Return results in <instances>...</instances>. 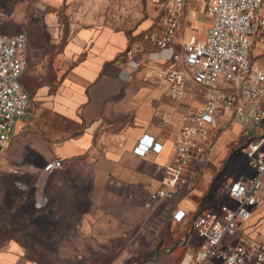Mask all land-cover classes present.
I'll list each match as a JSON object with an SVG mask.
<instances>
[{
  "label": "crops",
  "instance_id": "obj_1",
  "mask_svg": "<svg viewBox=\"0 0 264 264\" xmlns=\"http://www.w3.org/2000/svg\"><path fill=\"white\" fill-rule=\"evenodd\" d=\"M37 1L39 10L46 11L44 17L56 44L63 39L55 56V79L33 86L34 107L17 121L5 150L28 145L44 163L61 158L63 165L43 179L34 197L20 198V203L35 206L33 210L24 207V213L34 214L23 220L22 232L65 236L57 249L37 248L71 252L78 260L88 252L120 248L117 239L133 235L132 242L136 231L149 244L144 249L156 253L143 262L117 258L111 264H171L193 253L203 240L194 229L195 217L204 209L220 212L222 204L234 205L231 184L256 174L242 146L264 130V120L248 132L230 111L221 113L211 129L214 142L206 162H190L187 181L172 196L152 200L151 194L163 186L167 165L175 160L174 142L182 132L183 114L203 105L207 96L206 89L188 79L184 97H171L168 81L158 72L172 61H151L148 50L157 49L154 43L148 42L146 50L134 55L127 53L133 43L142 41L145 31L163 30L165 0H147L146 5L143 0ZM192 3L204 10L199 1H190L183 19L187 11L195 13ZM208 24L203 38L211 25L209 17ZM188 30L183 33L181 24L172 41L176 49L191 35L198 36ZM260 54H264V43L257 42L251 56L264 65ZM137 62L139 67L133 71ZM260 105L264 107V101ZM63 120L75 129L65 134ZM145 134L162 143L160 151L150 149L146 155L134 151ZM40 167L33 160L24 168L40 176ZM46 203L54 206L44 208ZM178 209L185 210L182 220L174 217ZM242 230L264 241V203L253 207ZM14 235L0 243V264H80L78 260L64 263L32 255Z\"/></svg>",
  "mask_w": 264,
  "mask_h": 264
},
{
  "label": "built area",
  "instance_id": "obj_2",
  "mask_svg": "<svg viewBox=\"0 0 264 264\" xmlns=\"http://www.w3.org/2000/svg\"><path fill=\"white\" fill-rule=\"evenodd\" d=\"M194 0H165L163 30L151 29L142 34V41L127 49L129 55L149 48L150 60L168 59L172 64L161 67L158 75L169 83L168 94L181 100L188 79L206 89V101L200 107L183 114L182 132L174 142L175 160L167 165L163 186L151 194L152 200L172 196L175 189L187 181L185 171L192 161L206 162L214 139L211 129L218 124V116L230 111L248 132L264 120V65L253 60L251 51L257 42L264 43V0H197L211 20L205 38L191 35L180 49L172 45L183 20L188 2ZM9 13L0 6V176L3 152L17 121L29 109L31 97L22 82L27 67L28 36L24 30H1ZM73 32V26L70 28ZM157 61V60H156ZM156 67L157 64H149ZM137 62L133 71L137 70ZM264 130L242 146L248 162L256 174L234 181L229 195L234 205L224 203L220 212L204 209L193 225L203 238L191 254H185L171 264H264V241L245 233L244 222L252 216V209L264 203ZM162 143L145 134L134 151L146 155L150 149L160 151ZM63 160L47 161L40 176L45 177ZM185 210L174 213L182 220Z\"/></svg>",
  "mask_w": 264,
  "mask_h": 264
},
{
  "label": "rangeland",
  "instance_id": "obj_3",
  "mask_svg": "<svg viewBox=\"0 0 264 264\" xmlns=\"http://www.w3.org/2000/svg\"><path fill=\"white\" fill-rule=\"evenodd\" d=\"M142 3L146 5L147 0H143ZM0 6L10 13L8 21L1 30L9 32L24 30L27 33V67L23 74V82L32 95V88L34 85L44 80L53 81L55 79V56L61 48L63 39L56 44L53 30L50 29L49 23L44 17L46 11L39 10L41 5L37 0H0ZM191 9L194 10L195 13L191 11L186 12V17L183 19L182 23L183 33L185 30L189 29L188 31L191 32V30H193L199 37L203 38L206 33L205 29L210 24H208L206 12L196 3H192ZM158 12L160 13L161 11ZM63 16L61 20L65 22ZM127 19L130 20L129 17H127ZM65 23L67 27L68 22ZM66 27L65 30H67ZM260 57L264 60V54H260ZM33 104L31 100L29 112L32 111L34 107ZM25 119L26 118H24V120ZM62 124L65 134L75 129V126L66 120H63ZM27 146H23L22 149L13 147L11 151H9L10 146H8L3 154V169L0 176V243L9 239L12 233L17 234L14 235L16 236L15 238L24 242L32 255L51 261L58 259L60 262L62 261L64 263L68 261L75 262L78 260L77 256L71 252H51L52 250L50 252H45L37 248V246H47L52 249H57L60 243L66 238L65 236L35 234L34 232L38 231L34 230H23V232L28 231L31 233L26 235L22 232L25 226V221L23 220L27 216H32V214H34V211L30 213L28 210L27 212L29 213H24V207L33 210L35 206L31 202L27 204L20 203V198L23 196H28L29 198L34 197L36 191L43 185V179L49 175L43 177L39 176L37 173L34 174L25 171L24 167L33 160H36L41 167L47 162L44 163V159L33 155L32 150ZM18 182L25 184L27 187H21ZM36 182L40 184L36 185ZM52 206H54V204L52 205L51 203L43 205L44 208H50ZM59 207L63 206L59 205ZM133 234H136L134 235L135 241L133 240L130 242V238L133 235H128L124 239L118 238L117 242L120 248H108L104 251L88 252L84 258L78 260L79 263L111 264L117 258H128V263H130L129 261L143 262L156 253L155 251L151 252L147 248L144 249L148 247L149 244L145 241L143 233H138L136 231ZM128 242L129 244H126ZM135 243H137L136 246ZM126 250L130 252H126Z\"/></svg>",
  "mask_w": 264,
  "mask_h": 264
}]
</instances>
